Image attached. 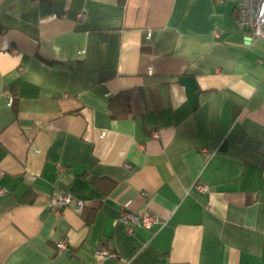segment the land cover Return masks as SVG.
<instances>
[{
	"label": "crops",
	"instance_id": "crops-1",
	"mask_svg": "<svg viewBox=\"0 0 264 264\" xmlns=\"http://www.w3.org/2000/svg\"><path fill=\"white\" fill-rule=\"evenodd\" d=\"M0 190V264H264V40L213 0H0Z\"/></svg>",
	"mask_w": 264,
	"mask_h": 264
},
{
	"label": "built area",
	"instance_id": "built-area-1",
	"mask_svg": "<svg viewBox=\"0 0 264 264\" xmlns=\"http://www.w3.org/2000/svg\"><path fill=\"white\" fill-rule=\"evenodd\" d=\"M216 4L229 3L233 7L235 14V29L239 32L248 31L251 37L264 40V0H213ZM217 34V32L215 33ZM16 50L13 49L12 53ZM153 139H159L161 136L160 129H152L149 133ZM126 168L130 165L125 164ZM62 170L61 166H58ZM193 187L200 192H207L206 185L195 183ZM5 191L0 190V195ZM56 204L58 207L73 206L76 210L81 211L84 202L77 199L69 193H59L56 197ZM119 221L124 224L128 233H131L135 227H142L145 229H152L158 225V220L155 215L148 211H122L119 215ZM58 251L68 253L67 241L64 237L55 242ZM94 254L98 259L112 257L113 252L103 243H98L95 246Z\"/></svg>",
	"mask_w": 264,
	"mask_h": 264
},
{
	"label": "trees",
	"instance_id": "trees-1",
	"mask_svg": "<svg viewBox=\"0 0 264 264\" xmlns=\"http://www.w3.org/2000/svg\"><path fill=\"white\" fill-rule=\"evenodd\" d=\"M122 4L124 0H119ZM109 110V116L113 119L123 118L130 113V94L128 91H121L115 94L108 100L107 104ZM97 180H93L95 183ZM30 192H28L29 194ZM27 194V195H28ZM34 196H28L24 199L25 202L31 203ZM97 205H91L90 207L83 206L81 209V215L83 216L85 222L88 224L92 221L95 211L97 210Z\"/></svg>",
	"mask_w": 264,
	"mask_h": 264
}]
</instances>
